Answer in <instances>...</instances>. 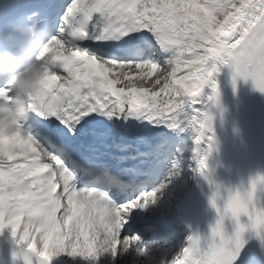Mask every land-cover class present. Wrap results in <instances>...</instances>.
Instances as JSON below:
<instances>
[{"label":"snow or ice","instance_id":"6c2138e0","mask_svg":"<svg viewBox=\"0 0 264 264\" xmlns=\"http://www.w3.org/2000/svg\"><path fill=\"white\" fill-rule=\"evenodd\" d=\"M56 13L51 28L29 17L51 34L29 118H0V234L38 264H264V175L231 189L209 165L216 75L264 94V0H56ZM13 95L0 82V104ZM205 184L216 218L202 235Z\"/></svg>","mask_w":264,"mask_h":264},{"label":"clouds","instance_id":"9594fccd","mask_svg":"<svg viewBox=\"0 0 264 264\" xmlns=\"http://www.w3.org/2000/svg\"><path fill=\"white\" fill-rule=\"evenodd\" d=\"M28 37L16 43L15 34ZM3 39L16 52H0V82H11L14 95L10 103L0 104V118L7 116L9 123L27 121L31 114L29 99H35L42 92L43 66L39 59L40 50L51 39V34L37 23H10L0 31Z\"/></svg>","mask_w":264,"mask_h":264},{"label":"bare ground","instance_id":"6f19581e","mask_svg":"<svg viewBox=\"0 0 264 264\" xmlns=\"http://www.w3.org/2000/svg\"><path fill=\"white\" fill-rule=\"evenodd\" d=\"M162 255H163V253H161L160 257H162ZM57 260H58L59 264H65L66 258L61 257V258H57ZM118 260H119V264H130V258L129 257H125L123 259L118 258ZM70 264H73V262H70Z\"/></svg>","mask_w":264,"mask_h":264},{"label":"rangeland","instance_id":"374dc122","mask_svg":"<svg viewBox=\"0 0 264 264\" xmlns=\"http://www.w3.org/2000/svg\"><path fill=\"white\" fill-rule=\"evenodd\" d=\"M76 264H87V262L82 261V260H77V261H76ZM101 264H107V261H102Z\"/></svg>","mask_w":264,"mask_h":264}]
</instances>
